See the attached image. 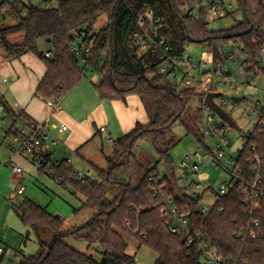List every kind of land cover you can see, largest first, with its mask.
I'll use <instances>...</instances> for the list:
<instances>
[{"label":"trees","instance_id":"trees-1","mask_svg":"<svg viewBox=\"0 0 264 264\" xmlns=\"http://www.w3.org/2000/svg\"><path fill=\"white\" fill-rule=\"evenodd\" d=\"M47 2L57 6L45 9L24 0H6L1 5L7 4L17 20L13 25L0 26V48L7 58L34 54L46 66V75L35 96L59 104L82 82L88 68L80 66L70 43L76 34L92 29L107 15L106 25L87 40L91 50L87 67L103 77L94 86L102 99L126 102L130 95L137 96L148 122H138L117 140L115 152L107 157L110 168H97V177H87L84 182L77 178L68 160L53 163V155L46 153L43 141L39 170L48 172L60 185L71 187L82 202V210L92 209L95 213L88 223L65 231L61 217L29 200L23 201L17 210L37 235L39 251L36 255H22L19 264H136V256L128 253L125 237L136 239L140 248L145 246L154 252L155 264H203L196 247L188 245L186 230L190 236H201L232 264H264V127H256L245 135V145L237 159L239 181L211 213L203 214L198 201L181 187L182 179H177L171 160V152L181 142L173 131L176 124L184 128L186 137L193 136L207 151L202 131L203 110L191 107L192 99L198 95L190 89L176 88L160 75L157 56H138L128 47L129 37L138 29L139 16L145 7H150L164 19L162 34L174 55L185 56L190 44L202 45L213 63H221L226 73L229 51L238 48L246 55L247 73L264 78V0H238V11L243 13L244 20L219 32L210 31L206 21L192 22L185 17L182 10L187 0H44ZM18 35L22 38L12 42L11 38ZM41 41H50L51 57L39 50ZM5 108L13 127L21 122L36 129L28 115ZM260 117L264 119V111ZM10 134L17 136L13 131ZM138 142L153 147L158 158L154 166L146 165L136 149ZM256 158L261 167L263 194L250 216L245 213L243 188L256 180L254 165L249 163ZM160 165L170 172L169 177L163 178V198H171L179 213L189 214L188 227L181 234L172 232L177 219L170 212L163 213V198L158 199L150 181L152 176L160 177ZM69 239L90 248L97 244L102 259L73 248L66 242Z\"/></svg>","mask_w":264,"mask_h":264},{"label":"rangeland","instance_id":"rangeland-1","mask_svg":"<svg viewBox=\"0 0 264 264\" xmlns=\"http://www.w3.org/2000/svg\"><path fill=\"white\" fill-rule=\"evenodd\" d=\"M5 1L6 0H0L1 27L5 25H13L17 21L16 18L12 16L7 4L1 6ZM24 1L27 4L35 6H45L44 0ZM229 1H231L235 9L233 16L222 17L215 23H210V31L219 32L230 30L244 20L243 13L237 10L238 0ZM107 22L108 16L103 15L97 25L93 27L94 32H99ZM21 38L22 35H18L11 38V41L18 42ZM39 50L46 53L48 51L50 52L52 48L47 42L41 41L39 43ZM2 55H5V51L0 48V57ZM185 56L197 61L203 60L209 64H212L213 62L211 55L202 45H188L186 47ZM31 59L32 61L39 63L40 69L45 67L44 63L34 54H27L19 59L7 58L6 61L10 65L12 62H16L22 68H25L26 66L28 74L30 72L38 74L39 68L36 70L35 65L34 70H29L32 68V64L30 63ZM262 65L264 66V59ZM24 68L23 70H25ZM228 69L234 77L238 76L234 64H230ZM11 74L5 70L4 73L0 75V94L4 95L5 92L8 91V88L14 82L19 80L12 68ZM30 76H32V74ZM4 78L8 79V84L3 82ZM102 78L101 74L93 75L89 69L86 70L82 82L56 107H49L51 109V114H56V116H53V120L51 118L52 122L49 124V127H51L52 123L58 121V117L65 119L71 118L78 124L77 128L74 129L76 132H74L72 140L74 143L73 147L76 145L75 147L78 151H69L65 145V139L57 133H52L53 137H50L51 140L47 141V148L53 153L52 162L58 163L64 160H72L71 166L76 175L87 171L89 161H92L101 170H108L110 168L107 157L115 152L117 146L116 144L109 145L103 135L100 134L99 128L102 125H110L112 127L113 137L117 141L126 134L124 131L131 130V124L134 120L141 123L148 122V116L144 112L140 100L135 95H130L125 103L122 101L102 99L96 92L94 86L95 84H99L102 81ZM28 79L29 76L24 79L23 83L29 93ZM248 81L252 84L244 87L243 92L238 95V98L243 99L245 97H252L253 101H260L262 105H264V78L262 76L256 79L249 78ZM219 82L220 79H217L216 83ZM238 84L243 85V81L240 80ZM24 87H22V89L26 91ZM22 89H19L16 95L19 96L18 98L26 99V92L23 94ZM216 95L217 98L215 101L219 105H221L223 99L229 101L227 106L223 105V109L233 118L239 127V130H235L230 126L228 127L232 157L236 160L239 152L243 149L245 135L255 129L258 124V119L256 114L251 111L250 107H243L242 109L233 108L232 100L235 95L228 85L218 86ZM5 96L6 99L9 100L8 96H10V94L8 96L5 94ZM31 99L29 100L31 101ZM201 105V97L196 96L192 99L191 107L200 108ZM208 113L214 115L217 123L222 122V119L212 111L209 110ZM1 115L2 114H0V130L3 129V131L6 132L9 130V127L7 124L3 123ZM20 129L21 128L18 127V130ZM173 131L175 136L181 140L180 144L171 152L172 166L177 179H182L186 176L188 169H184L181 166V163L190 156L192 157V162H199V166L202 168L201 172H199L195 178L196 183L203 186H212L213 190L216 191L222 184H230L233 181L230 169L229 171H226L222 168H216L204 159V148L201 143L193 136L186 137L185 130L180 124H176L173 127ZM54 141L58 143L53 144ZM204 143L210 145L208 140H205ZM136 149L141 156L145 158L146 165L151 167L157 163L158 158L153 147L149 143L138 142ZM196 154H198L200 158H196ZM20 161L23 164L21 165L22 168L26 172V180L23 183L26 192L25 195L18 196L12 200L10 199V188H12L11 192L17 190L16 185H10L12 182V176H10L12 175L11 167H7V170L11 174L4 171L0 177V183L4 186L5 193L7 194L6 200L0 201V245L8 248L7 256L5 258L8 264H18L22 255H36L39 251L37 235L22 221L21 214L17 210V207L23 201L29 200L46 209L49 213L55 216H60L64 221L63 230L65 231L72 226H82L88 223L95 213L92 209L82 210V202L73 194L71 187L66 188L65 186L60 185L57 181L52 179L48 172L40 171L38 166L31 163L26 157H22ZM222 163H225V161H222ZM89 170L92 172V177L96 178V170L93 169V167L89 168ZM159 173L162 178L169 177L170 175V172L163 165H160ZM181 185L183 186L182 181ZM212 202L213 194L212 191H210L206 195L205 203L211 205ZM75 210L81 211L75 213ZM125 238L129 244L128 253L136 256V264H155L157 255L154 252L145 246L140 248V244L134 238ZM66 242L81 252L90 254L98 260L102 259V253L97 244L90 248L88 244L75 241L74 239H69ZM16 255L19 256L18 260H15Z\"/></svg>","mask_w":264,"mask_h":264},{"label":"built area","instance_id":"built-area-1","mask_svg":"<svg viewBox=\"0 0 264 264\" xmlns=\"http://www.w3.org/2000/svg\"><path fill=\"white\" fill-rule=\"evenodd\" d=\"M68 1V0H67ZM55 2L45 3L44 8L50 9L56 7ZM239 5L237 4V10ZM183 15L192 22L206 21L208 24L215 23L222 17H230L234 14L235 9L231 1L229 0H187L183 7ZM138 29L133 32L129 37L128 47L137 53L138 56L151 53L160 60L158 65V73L169 80L178 89H190L193 90L198 96L202 97V131L204 133L205 140H208L210 145H207V151H204V159L210 162L216 168H222L226 171L231 170L233 181L230 184H222L218 190H213L212 186H203L196 183L195 178L197 174L201 172L202 168L198 163L192 162V157H187L181 163L184 169H188V172L184 178H182L185 193L192 199L198 201V209L205 215L211 213L218 203V201L226 196L231 189L239 181L241 173L237 167V159H233L231 152V141L228 136L229 125L222 119L221 123L215 121L214 115L209 114L210 110L204 103L206 96L210 93L217 92V87L222 85H228L233 91L235 97L232 100V106L234 109H242L243 107H250L258 119L256 127H264V119H262L261 113L264 111V105L260 101H253L252 97L239 99L238 95L243 92V88L251 85L248 81L249 78H254V74L247 73L246 55L244 52H240L238 48L229 51L228 63L224 73L221 69V63L209 64L203 60L197 61L186 56H176L173 53L172 48L167 44L164 37L163 30L165 27L164 19L158 16L156 12L150 8L145 7L142 14L138 18ZM96 33L92 29H85L71 41L70 48L83 68L87 67V56L90 54V46L87 40L93 39ZM46 57H51L50 53H46ZM264 59V54H263ZM262 59V61H263ZM234 64L236 67L237 75L234 77L229 71V65ZM263 66V65H262ZM90 70V69H89ZM93 75L99 74L97 71H91ZM220 79L219 83L216 80ZM242 80L243 85H239L238 82ZM217 98V97H216ZM215 98V99H216ZM214 99V102L216 103ZM46 103L49 107H56L58 104L52 99H46ZM217 104V103H216ZM229 101L223 99L221 105L217 104L223 109V105L227 106ZM3 111V108L0 109ZM224 110V109H223ZM211 111V110H210ZM225 111V110H224ZM215 114V113H214ZM217 115V114H216ZM255 127V128H256ZM28 133L25 129L21 130L19 135L13 140L12 149L15 153L22 157H26L31 163L36 164L38 168L42 167L40 160L41 146L43 141L49 138L50 134L46 131L43 125H36V129ZM68 127L64 124L58 126L59 134H65L68 131ZM100 134L106 139L109 145H114L116 140L113 137L112 129L110 125H103L99 129ZM40 135V136H39ZM58 142L54 141L53 144ZM245 145V143H244ZM17 146V148H16ZM196 158H200L198 154ZM225 161V163H222ZM71 163V160H69ZM250 164L254 165L253 173L256 175V180L251 185H246L243 188V194L246 199L244 201L245 213L252 216L256 205L260 204V198L263 192L260 186L263 183L261 175V167L259 159L250 160ZM14 175L23 180L25 171L16 165H10ZM87 177H91V172L87 169L77 175V178L84 182ZM150 181L155 186V190L158 193V199L163 198L166 191V184L163 178L160 176H152ZM212 191L213 202L211 205L205 203V198L208 192ZM25 194V187H21L18 190V195L23 196ZM165 209L163 213L170 212L177 219V223L172 227L174 234H181L183 230L188 227V213H179L173 206V200L171 198H163ZM187 236L188 245L195 246L197 251L201 255L203 264H232V260L224 257L210 244H207L205 240L197 235L190 236L188 231H185ZM7 251L5 247L0 245V264H8L5 258ZM18 255L15 256V260H18ZM19 264V262H18Z\"/></svg>","mask_w":264,"mask_h":264},{"label":"crops","instance_id":"crops-1","mask_svg":"<svg viewBox=\"0 0 264 264\" xmlns=\"http://www.w3.org/2000/svg\"><path fill=\"white\" fill-rule=\"evenodd\" d=\"M48 44H50V43H48ZM46 53H50V52L48 51ZM6 60H7V55L5 53V55H2L0 57V73L3 74L4 71L6 70V72L11 74V68H12L13 71L15 72V75L18 77L19 80L14 82L8 88V91H7L8 93L5 92V94H7V96L10 94V96H8L9 100L6 99L5 94L4 95L0 94V95H2V96H0V109L3 108V111L0 110V114H2L1 116L3 119L2 120L3 123L7 124L9 127V130L6 132H4L3 129L0 130V177L2 176L4 171H7V173H10L7 170V167H10L11 164L19 166L22 168L21 165H23V164L20 161L22 157H20V155L15 153L12 149L13 145H17L16 143H13V140L19 135L20 131L23 129H25L28 133L33 131L32 130L33 127L28 126V124H26V123L18 122L16 124V126L13 127V125H14L13 121L11 120V117H10L9 113H7V110L5 107L10 108L16 114L25 113L26 115H28L31 118L32 122H34L36 125H43L45 127L46 131L51 135V136H49V138L53 137L52 133L53 134H56V133L59 134L58 126L60 124L66 125L69 130L65 134H61V135L59 134V135L65 139V145L67 146L69 151L73 152V151L77 150V148L75 147L76 145L73 147L74 143L72 142L73 134H74V132H76V130H74V129H76L78 126L77 122L71 118L65 119V118L58 117V121L56 120L57 122L52 123L51 127H49V124L53 120V116H56V114L55 113L53 115L51 114V109L49 108V106L46 105L47 103H46V100L44 98L35 97V92H36L39 84L42 82V80L44 79V77L46 75V72H47L46 66L43 67V69H40L39 63H36L35 61H32V59H31L30 63L32 64V68H30L29 70H31V69L34 70L35 69L34 65H35L36 70L39 68V73L35 74L34 72H30L28 74L27 67L25 65H24L25 68L24 67L23 68L26 71L23 70V68L20 67L16 62H12L10 65L9 63H7ZM91 71L92 70H90V72ZM31 74H32V76H30ZM11 75H14V74H11ZM97 75H99V74H97ZM27 76H29V79H28V82H29L28 91H29V93L27 92V89L24 87V83H23L24 79ZM3 82L5 84L9 83L7 78H4ZM22 87H24L26 89V91L24 89H22ZM19 89H22L23 94H24V92H26V99L18 98L19 96H17L16 94L18 93ZM96 92H97V90H96ZM31 96H32V99H31ZM29 99H31V101ZM140 104H141V102H140ZM141 106H142V104H141ZM51 118H52V120H51ZM137 123L138 122L136 120L133 121V123L131 124V130L136 126ZM18 127H20L21 129L18 130ZM111 129H112V127H111ZM131 130H126V131H124V133H128ZM12 131L15 132L17 134V136L14 134H10V132H12ZM112 134H113V129H112ZM49 138L45 140V148L44 149H45L46 153H51L53 155L52 151L47 148V141L51 140V138L50 139ZM16 148H17V146H16ZM92 167L95 170L98 168L96 166V164H94L92 161H89L88 165H87V169L92 168ZM10 176H12V180H11L12 182L10 183V185L14 184L17 186V190L15 192H11L12 188H10V199L12 200V199H15L19 196L18 190L21 187H24L23 183L26 180V172H25L23 180L19 179L16 175L13 174V172H12V175H10ZM96 177H97V173H96ZM91 178H93L92 172H91ZM6 196H7V194L5 193L4 186H2L0 183V201H5ZM73 227H80V226H72L71 228H73ZM67 229L69 230V228H67ZM0 241H1V239H0ZM4 247H6V246H4Z\"/></svg>","mask_w":264,"mask_h":264},{"label":"water","instance_id":"water-1","mask_svg":"<svg viewBox=\"0 0 264 264\" xmlns=\"http://www.w3.org/2000/svg\"><path fill=\"white\" fill-rule=\"evenodd\" d=\"M245 14H246V10H245ZM48 43H50V41H48ZM216 97L217 95L215 93L208 94L204 100L205 105L213 113L220 116L224 120V122L227 123L230 127H232L235 130H239V127L237 126V123L233 120V118L214 102V99ZM57 218H60V216H57Z\"/></svg>","mask_w":264,"mask_h":264}]
</instances>
